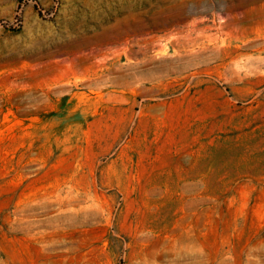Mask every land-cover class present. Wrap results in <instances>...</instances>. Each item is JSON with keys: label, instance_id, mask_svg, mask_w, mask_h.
Listing matches in <instances>:
<instances>
[{"label": "rangeland", "instance_id": "1", "mask_svg": "<svg viewBox=\"0 0 264 264\" xmlns=\"http://www.w3.org/2000/svg\"><path fill=\"white\" fill-rule=\"evenodd\" d=\"M0 264H264V0H0Z\"/></svg>", "mask_w": 264, "mask_h": 264}]
</instances>
